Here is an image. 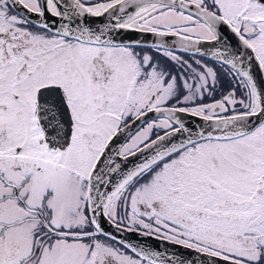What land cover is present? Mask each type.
<instances>
[{
	"label": "snow or ice",
	"instance_id": "1",
	"mask_svg": "<svg viewBox=\"0 0 264 264\" xmlns=\"http://www.w3.org/2000/svg\"><path fill=\"white\" fill-rule=\"evenodd\" d=\"M0 264H264V0H0Z\"/></svg>",
	"mask_w": 264,
	"mask_h": 264
},
{
	"label": "water",
	"instance_id": "2",
	"mask_svg": "<svg viewBox=\"0 0 264 264\" xmlns=\"http://www.w3.org/2000/svg\"><path fill=\"white\" fill-rule=\"evenodd\" d=\"M119 235H124V234L120 233ZM142 240H143V238H141V237H132L131 238V242L132 243H136L137 241H142ZM156 243H157L156 241H149L150 245L151 244H156ZM160 247H161V249H163L165 247V245L161 244Z\"/></svg>",
	"mask_w": 264,
	"mask_h": 264
}]
</instances>
